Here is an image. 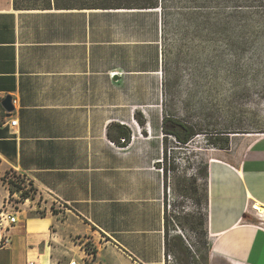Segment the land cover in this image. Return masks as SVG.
I'll return each mask as SVG.
<instances>
[{
    "label": "crops",
    "instance_id": "0c3cea01",
    "mask_svg": "<svg viewBox=\"0 0 264 264\" xmlns=\"http://www.w3.org/2000/svg\"><path fill=\"white\" fill-rule=\"evenodd\" d=\"M157 12L0 0V210L16 218L0 264L168 263L162 158L175 137L155 109ZM14 178L30 193L17 209ZM201 179L204 264H264V134L238 157H211ZM175 241L191 249L184 235Z\"/></svg>",
    "mask_w": 264,
    "mask_h": 264
},
{
    "label": "rangeland",
    "instance_id": "374dc122",
    "mask_svg": "<svg viewBox=\"0 0 264 264\" xmlns=\"http://www.w3.org/2000/svg\"><path fill=\"white\" fill-rule=\"evenodd\" d=\"M126 1L60 0L59 5ZM159 1L162 72L155 109L163 111L169 129L181 122L194 133L186 145L172 138L174 147L162 158L172 184L164 199L166 264H204V195L198 177L211 157H238L249 141L264 134V0ZM8 185L16 192L25 188L21 178ZM21 199L18 193L8 202L17 209ZM177 234L187 239L188 256L173 248Z\"/></svg>",
    "mask_w": 264,
    "mask_h": 264
},
{
    "label": "trees",
    "instance_id": "16d2710c",
    "mask_svg": "<svg viewBox=\"0 0 264 264\" xmlns=\"http://www.w3.org/2000/svg\"><path fill=\"white\" fill-rule=\"evenodd\" d=\"M40 2L42 4V8H35L30 3ZM60 0H13V7L15 10H35V9H43V10H50L53 8L55 9H68V8H80V9H102V10H155L160 9L161 3L159 0H127L126 3H119V4H102V5H93V6H82V7H75V6H64L59 5ZM168 120L166 118L163 120V129L165 132L171 131L174 135L177 143L186 145L190 141L191 137L193 136L192 127L188 126L181 122H174L172 130H168L167 128ZM20 191V190H19ZM28 197L27 191H22L20 198ZM205 224V222H204ZM203 225V223H202ZM203 235L206 238V232L203 231ZM87 245V250H90V246ZM176 248L179 252L183 255L188 256L189 251L187 248L183 247L181 244H176Z\"/></svg>",
    "mask_w": 264,
    "mask_h": 264
},
{
    "label": "built area",
    "instance_id": "2783aa9c",
    "mask_svg": "<svg viewBox=\"0 0 264 264\" xmlns=\"http://www.w3.org/2000/svg\"><path fill=\"white\" fill-rule=\"evenodd\" d=\"M10 127L13 130H15L18 127V122L16 119H14L10 122ZM169 138L172 139L173 137L170 136ZM160 171L162 172V170H160ZM22 191L28 192V188L25 186L24 190H22ZM22 191L20 190L18 193L21 195ZM165 191H166V194L169 195V191H170L169 188H166ZM29 195H30V193H28V197H29ZM256 216L258 218L262 219L261 215H259L258 213ZM15 221H16V218L14 215L9 214L6 210H0V247H5L9 244V239L6 235L7 230H8L10 225H13L15 223ZM85 249H86L87 259L88 260L92 259L93 255H94L93 248L90 247V250L89 249L87 250V245H85ZM27 264H36V263L28 262ZM69 264H77V263L74 261H71ZM83 264H88V263L83 262Z\"/></svg>",
    "mask_w": 264,
    "mask_h": 264
},
{
    "label": "water",
    "instance_id": "95a60500",
    "mask_svg": "<svg viewBox=\"0 0 264 264\" xmlns=\"http://www.w3.org/2000/svg\"><path fill=\"white\" fill-rule=\"evenodd\" d=\"M11 101H12L11 97L6 96L1 102L3 109L8 113L13 111V106H12ZM247 219L248 218L246 217L245 220Z\"/></svg>",
    "mask_w": 264,
    "mask_h": 264
},
{
    "label": "bare ground",
    "instance_id": "6f19581e",
    "mask_svg": "<svg viewBox=\"0 0 264 264\" xmlns=\"http://www.w3.org/2000/svg\"><path fill=\"white\" fill-rule=\"evenodd\" d=\"M259 214H260L261 216H264V209H263V208H260V209H259Z\"/></svg>",
    "mask_w": 264,
    "mask_h": 264
}]
</instances>
